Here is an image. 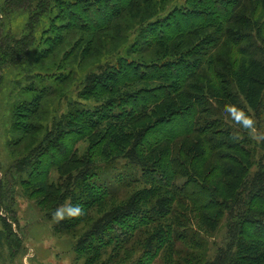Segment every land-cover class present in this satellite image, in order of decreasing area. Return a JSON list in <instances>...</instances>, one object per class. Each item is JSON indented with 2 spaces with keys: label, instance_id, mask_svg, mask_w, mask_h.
<instances>
[{
  "label": "rangeland",
  "instance_id": "374dc122",
  "mask_svg": "<svg viewBox=\"0 0 264 264\" xmlns=\"http://www.w3.org/2000/svg\"><path fill=\"white\" fill-rule=\"evenodd\" d=\"M174 1H150L152 15H157L155 26L150 27L155 34L151 29L143 32V25H139L120 44L112 36L123 34V30L112 28L107 31L106 43L98 44L104 39L101 36L90 51L89 40L86 42L89 35L80 33L74 58L69 54L73 44H65L60 57L43 63L37 64L33 54L30 74L11 66L1 72L0 264H113L116 260L114 264H264V141L257 143L247 134L233 139L234 129L240 130V126L224 111L229 102L218 100L213 106L204 102L205 113L198 114L197 121L216 122V130L227 136L218 138L222 144L218 156L224 159L201 162L195 158L198 152L194 149L199 138L175 133L181 132L179 121L184 111L180 108L190 103L185 98L207 95L211 92L207 83L194 79L192 84L198 83L199 91H184L180 97L169 94V86L177 83L174 80L163 83L160 76L157 80L143 79L154 73L150 61L167 53L154 46L152 51L144 50L170 27L161 17L168 18L175 9ZM260 1L264 0H249L248 8L255 10ZM9 2L0 0V36L26 37L32 11L12 0L10 7ZM121 2L112 0L111 5ZM178 3L175 10L183 13L187 2ZM254 19L257 22L252 24L264 20L263 6ZM191 22L183 21L182 25ZM48 26L46 19L38 26V40L45 38ZM230 28L236 36L235 26ZM222 31L226 32V26L216 25L201 35L209 34L212 39ZM62 33L57 31L56 35ZM84 50L87 54L83 60L80 56ZM216 50V56L228 55L225 47ZM189 58L174 68L188 71V62L197 67L201 61L198 55ZM127 64L143 66L140 78L126 77L128 72L122 68ZM202 68L206 73L208 67ZM225 71L224 75L234 81L229 90L235 93V105L245 111L251 109L258 131L264 132V83L255 86L244 81L240 87L238 76ZM68 72L73 75L68 84H52L53 78ZM38 73L45 85L54 86L58 92L43 100L47 107L40 111L47 114L46 119H34L31 126L38 131L32 132L31 126L26 130L27 111L18 109L14 116L11 109L23 97V87L40 82ZM94 77L101 82L94 83ZM104 84L113 87L109 89L112 94L106 95ZM89 87L100 89L88 91ZM183 99V103L178 101ZM50 111L55 114L53 119H48ZM136 113L139 116L135 117ZM165 123L167 130L154 136L155 128ZM59 130H64L61 136ZM172 132L176 138L164 140ZM142 135L146 136L140 140ZM42 152L46 154L42 156L45 164L41 162L34 169ZM66 157L69 160L64 163ZM220 163L222 170L217 168ZM174 167L179 174L167 179L165 175H173ZM43 175L46 181L41 183ZM190 178L200 184H191L187 196L181 190L191 183ZM199 189L205 190L206 196L196 205L197 199L191 198ZM88 201L91 205L86 206ZM65 202L81 205L86 216L55 221L52 212Z\"/></svg>",
  "mask_w": 264,
  "mask_h": 264
},
{
  "label": "trees",
  "instance_id": "16d2710c",
  "mask_svg": "<svg viewBox=\"0 0 264 264\" xmlns=\"http://www.w3.org/2000/svg\"><path fill=\"white\" fill-rule=\"evenodd\" d=\"M9 1L8 5L11 7V0ZM111 1L112 0H12V2L17 5L23 3V5L20 6L21 8L27 7L32 11L28 23L30 34L21 38H14L10 34L5 35L4 38H1L0 36V76L1 72L4 70L6 71L8 66L19 67L21 72H27V74H30L32 72L28 68L29 66H32L30 60L32 59L31 57L33 54V58H36L37 64L43 63L53 57H60V49H62L65 44H73L70 48L69 54L70 57L74 58L78 51V43L81 40L80 33L89 35L90 39H87L86 42L89 40L90 51L91 47L96 44V41H98L101 36L104 39L98 44L104 45L106 43L105 37L109 33L107 31L112 28H120L123 30V34L121 33L112 36L113 39L120 44H122L123 39L129 37L130 35L128 36V34L139 25H143V32L145 29H151L150 32H153L154 34L156 33L153 31L155 30L154 28H150L155 26L154 21L157 18V15H152V9L150 8L151 0H123L119 5H111ZM159 1L164 2V0ZM178 1L179 0L174 1L175 9L180 6ZM248 1L249 0H186L188 8L183 9V13H179L174 9L169 12L170 14L168 18L165 16L161 17V20L168 22L170 27H164V32L158 37H154V40H152L144 50L152 51L154 47H158L159 52H167L163 58H157L150 61L151 64H149L151 66L149 68L153 69L154 73H151V76L143 77V79H146L147 81L157 80L158 76H160L163 83L169 80L176 81V84L169 86V94H174L176 96L179 95L181 97L184 91H199L198 88H200V85L198 83L192 84V81L196 78H201V81L207 83L208 91H211L207 92V95L201 93V95H195L193 98H185L190 103L183 105L185 108H180L184 111L181 115L182 120L179 121L181 132L175 133L178 134V136L182 135L189 139L192 137L199 138V143L194 145V149L198 152L195 158L198 157V159L205 164H208L209 162H219V160L224 159H221L218 156V152L222 149L221 141H219L218 138H223L227 135L224 131L221 133L218 129L216 130V122L203 121L201 119L199 122L197 121L198 114L202 112L205 113L204 110L206 108H204V106L206 103L204 102H208L211 106H213V102H218V100H224L231 104H236L235 93H233L234 91L229 90L230 83H233L234 81L224 75V73H226L225 70L238 76L240 79V87L244 84V81L255 86H260L264 83V20L259 22V24H252V21L257 22L254 17L258 16L262 11L264 1L258 2V4L261 5H259L258 8L256 7L255 10L248 8ZM55 9L57 10V13L55 12ZM202 9L205 11H202ZM106 13H108V15L105 16ZM133 14L137 16L134 17ZM147 18L149 21L146 22ZM44 19L49 21L50 26L45 30V38L38 40L35 36V31L38 26L43 23ZM89 20H92V24L89 23ZM118 21L122 22L117 24ZM183 21L192 22L183 26ZM216 25H225L226 32L222 31L217 38L212 39H210L209 34L204 37L201 35L204 30ZM231 25L235 26L234 30H238L236 36L231 32ZM56 30L63 31L62 35H56ZM74 36L76 39H74ZM197 37L201 38L197 39ZM179 39H181V41L176 42ZM206 42H209L211 46L208 48L205 47L204 43ZM228 42L232 43V45H229ZM222 47H225L229 56L227 54L216 56L218 50H213L217 48L221 49ZM184 48L187 50L181 52ZM86 54L87 51L84 50L80 58L84 60ZM190 55L199 56L201 61L198 63L197 67L194 62L190 61L188 62V65L191 67L188 71H184L182 68L180 70L174 68L178 62H183V59L190 60L191 58L186 59ZM241 61L242 63H240ZM205 65L208 67L206 73L202 68V66ZM142 68L143 66H138L137 64H127L124 65L122 69L124 72H128L127 76L125 75L128 79L135 80L134 78H140L139 74L143 73ZM215 68L217 72L215 71ZM34 70L36 71V68ZM65 70L69 71L68 69ZM39 74L40 73L37 74V79L40 82L32 83L31 85L27 84L23 87V97L18 99V101H15L11 109V115L14 116H16L18 109L27 111V115L29 116V127L26 129L27 131L34 123V119H46L47 114L44 116L43 112L40 111L42 107H47V101H43L45 97H50L58 92L55 87L60 86H57V84L65 86L73 78V75L71 76L69 72L60 77H55L52 82L55 86L54 87L51 85H45L43 83L44 81L39 78ZM92 80H96L94 83L97 84L101 82V80L96 79V77ZM106 80L112 82L110 78H107ZM88 81L91 83V79H88ZM112 84L115 85L116 83L112 82ZM94 86L96 85L94 84ZM106 86H108V84H104L102 87V89L105 90L104 92L106 95L112 94L109 89H112L113 87L110 88ZM99 89L100 87H89L88 91ZM242 91H244V89H242ZM178 101L183 103L184 99ZM48 104L50 105L49 101ZM207 108L209 109V106H207ZM54 115L55 114L50 111L48 113V119H53ZM137 116H139L138 113H136L135 117ZM174 121L175 120H172L169 123L173 124ZM166 130L167 124H162L155 128L154 136H157ZM31 131H38V129L31 126ZM61 133H64V130H59L58 136H61ZM175 134L174 132L170 133L169 136L164 137V140L168 139L169 141V139L176 138ZM145 136L146 135H142L139 139L141 140ZM152 140L154 141V138H152ZM161 141H158L156 145ZM43 155L46 156L44 152L38 156L39 161L34 169L39 165H42L41 162L45 164L42 160ZM64 159V163L69 160L68 157ZM198 159H196V161ZM19 168L21 169L20 165ZM217 168L221 170L223 169L221 163ZM180 172L182 173V171ZM229 172L231 171H228L227 173ZM86 173H88V171H86ZM165 173L166 172L162 173V176H164ZM178 174L179 173H175L174 167V174L171 176L165 175V177L167 179H174ZM221 176L228 177V175ZM41 178V183L46 181V175H43ZM188 182L191 183L181 190V192L187 196L191 184L192 186L200 184L193 178L188 179ZM159 186L169 188L170 185L166 184L163 186L160 184ZM204 191L205 190L203 189H199V193L192 195L194 198L191 199H197L195 201L196 205H199L201 203L200 199H203L204 196H206ZM90 202L91 201H88L86 206L91 205ZM97 202L98 201H95V204ZM89 208L90 207H88L87 210ZM204 209L207 210L211 208L204 207ZM85 216L86 212L85 215L74 219L81 220ZM67 225L70 227L69 223ZM93 250H96V248ZM117 261L118 260L114 263Z\"/></svg>",
  "mask_w": 264,
  "mask_h": 264
},
{
  "label": "clouds",
  "instance_id": "9594fccd",
  "mask_svg": "<svg viewBox=\"0 0 264 264\" xmlns=\"http://www.w3.org/2000/svg\"><path fill=\"white\" fill-rule=\"evenodd\" d=\"M224 111L228 113L235 125L240 126V130H235L232 133L233 139H240L243 134H247L248 138L259 143L264 141V132L257 129V121L251 109L238 107L235 104H226ZM85 215V210L79 204L73 205L70 202H65L59 205L53 212L52 218L57 221H63L66 218H78Z\"/></svg>",
  "mask_w": 264,
  "mask_h": 264
}]
</instances>
